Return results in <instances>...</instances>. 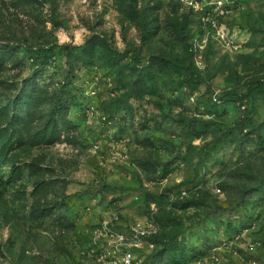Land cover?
I'll use <instances>...</instances> for the list:
<instances>
[{
  "label": "rangeland",
  "instance_id": "1",
  "mask_svg": "<svg viewBox=\"0 0 264 264\" xmlns=\"http://www.w3.org/2000/svg\"><path fill=\"white\" fill-rule=\"evenodd\" d=\"M257 81L264 0H0V264H95L104 224L153 225L152 264H264Z\"/></svg>",
  "mask_w": 264,
  "mask_h": 264
},
{
  "label": "built area",
  "instance_id": "2",
  "mask_svg": "<svg viewBox=\"0 0 264 264\" xmlns=\"http://www.w3.org/2000/svg\"><path fill=\"white\" fill-rule=\"evenodd\" d=\"M211 23L216 39L226 49H240V44H237L228 32L214 20ZM214 101L218 100L214 98ZM182 195L185 196L186 192L183 191ZM156 235L157 229L153 225L131 227L128 231L120 233L113 232L104 224L96 236V240L104 238V243L94 252L95 264H149L148 256L155 249L152 238Z\"/></svg>",
  "mask_w": 264,
  "mask_h": 264
},
{
  "label": "trees",
  "instance_id": "3",
  "mask_svg": "<svg viewBox=\"0 0 264 264\" xmlns=\"http://www.w3.org/2000/svg\"><path fill=\"white\" fill-rule=\"evenodd\" d=\"M26 50L28 53L35 56L34 58H32L33 65L46 66L52 63V61L58 56L68 57L73 54L83 53L84 48L81 46H70L67 44L59 45V44L47 43L37 49H33L32 47H27ZM166 64L172 73H175L182 78V80L184 81V84L187 87H189V89L195 90L197 88V85L199 82L196 78L197 69L195 65L184 67L182 64H180L178 61H175V60L167 61ZM262 93H264V82L257 81V82L250 84L245 94L236 96L237 100L235 102L243 104L246 100L254 98L257 95H260ZM53 135L54 134H52L51 136L54 138L55 136ZM156 238L157 237L152 238V241L155 244V249L148 256L149 264L153 263V260L157 255Z\"/></svg>",
  "mask_w": 264,
  "mask_h": 264
}]
</instances>
